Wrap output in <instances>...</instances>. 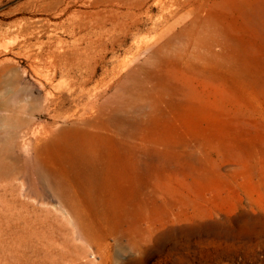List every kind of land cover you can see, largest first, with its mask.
<instances>
[{"label":"rangeland","instance_id":"rangeland-1","mask_svg":"<svg viewBox=\"0 0 264 264\" xmlns=\"http://www.w3.org/2000/svg\"><path fill=\"white\" fill-rule=\"evenodd\" d=\"M56 2L0 0V264H264V0Z\"/></svg>","mask_w":264,"mask_h":264},{"label":"bare ground","instance_id":"bare-ground-1","mask_svg":"<svg viewBox=\"0 0 264 264\" xmlns=\"http://www.w3.org/2000/svg\"><path fill=\"white\" fill-rule=\"evenodd\" d=\"M57 0H48V2H56ZM63 1V0H62ZM75 1V0H74ZM93 1V0H91ZM70 2V1H69ZM243 2V1H241ZM245 2V1H244ZM247 2V1H246ZM245 2V3H246ZM253 2V1H252ZM57 3V2H56ZM86 3V2H85ZM89 3V2H88ZM96 4L97 6L104 5L106 6H110L107 8H103L101 7V10L106 12H110L114 18L116 16V19L114 22L111 23V25H102L100 26V30L98 31V29H92L93 32H89V33H94V37L91 38V43L92 44V48L96 47L98 45H105L106 47H108L109 45H111V48H117V46H122L123 44H125L126 39L129 35H135L139 32L142 31L143 25L144 24V19L142 18V14L147 13L149 16L151 17H155L154 14H151V9L153 6L152 4H148V0H94V2L92 4ZM157 3V1L155 2V4ZM250 3V1H249ZM49 4V3H48ZM68 4V2H67ZM84 4V3H83ZM91 4V3H89ZM117 4L118 6H123V9H118L115 8L113 5ZM244 4V3H243ZM251 4V3H250ZM245 5V4H244ZM248 5V4H247ZM55 8V7H54ZM94 8V7H93ZM99 8V7H98ZM97 8V9H98ZM53 9V8H52ZM55 10V9H54ZM77 10V9H76ZM100 10V9H99ZM96 11V10H95ZM74 13V12H73ZM93 13V12H92ZM91 13V14H92ZM150 13V14H149ZM76 14V13H75ZM80 14V13H79ZM85 14V13H84ZM71 15V14H70ZM73 15V14H72ZM86 15V14H85ZM83 16V15H82ZM98 16V15H97ZM81 17V16H80ZM102 17V14H101ZM147 17V16H146ZM69 18V17H68ZM75 18V17H74ZM84 18V17H83ZM99 18V17H98ZM97 18V19H98ZM103 18V17H102ZM105 18V17H104ZM88 19V18H86ZM72 20V19H71ZM80 20V19H79ZM103 20V19H102ZM100 20V21H102ZM106 20V19H104ZM151 20V19H150ZM163 20V19H162ZM197 22H200L201 24H204L206 26H208V28L210 26H213L214 29H212V34L210 35L213 38V35H218V32L215 30V26L217 25L216 21L214 20V18H212L211 16H207L204 17L203 19H198L196 18ZM93 21V20H92ZM91 21V22H92ZM153 21V19H152ZM103 22V21H102ZM86 24V23H84ZM93 24V23H91ZM90 24V25H91ZM99 24V23H97ZM108 24V23H107ZM94 25V24H93ZM153 28L156 30L157 35H159L163 30H161V15L157 14L155 17V20L153 22ZM73 26V25H72ZM97 26V25H95ZM98 27V26H97ZM99 28V27H98ZM207 28V27H206ZM85 29V28H84ZM87 29V28H86ZM88 30H90L88 28ZM101 32V33H100ZM205 33V32H204ZM210 34V33H209ZM88 34L86 33V36ZM91 36V35H90ZM160 36V35H159ZM88 37V36H87ZM92 37V36H91ZM134 37V36H133ZM143 37V36H142ZM89 38V37H88ZM211 38V39H212ZM143 39V38H142ZM89 40V39H88ZM87 40V42H88ZM83 41V40H82ZM136 41V40H135ZM84 42V41H83ZM142 42V41H141ZM134 43V42H133ZM199 45H204L203 42H199L197 43ZM211 43L205 44L206 47H211L210 45ZM78 45V44H77ZM76 45V46H77ZM82 45V44H80ZM126 45V44H125ZM155 45V44H154ZM141 46V45H140ZM87 47V46H86ZM85 47V49H86ZM102 47V46H101ZM200 47V46H199ZM51 48V47H50ZM98 48V47H97ZM143 48V47H142ZM141 48V49H142ZM225 48V47H224ZM235 48V47H233ZM96 48H94L95 50ZM121 49V48H120ZM54 50V49H53ZM56 50V49H55ZM78 50V49H77ZM97 50V49H96ZM225 50V49H224ZM62 51V50H61ZM83 51V50H82ZM86 51V50H85ZM88 51V50H87ZM92 51V49H91ZM99 51V50H98ZM60 52V51H59ZM96 52V51H95ZM73 53V52H72ZM83 53V52H82ZM92 53V52H91ZM51 54V53H50ZM76 54V53H75ZM89 52L87 53V57L85 59H87L86 61L83 60V58H81L77 64H65L62 67V72L66 73V74H72L73 77H75L77 86L79 91H83L84 90V86L86 84V78L83 77L82 73H83V67H84V63L88 62V58L90 57V55H88ZM63 56V55H62ZM75 58V56H74ZM93 58V56L91 57ZM74 61V60H73ZM236 64V63H234ZM243 65V64H242ZM241 67V66H240ZM58 71V70H56ZM37 72V71H36ZM37 82L39 83L40 87L43 89L45 87L44 82L37 80ZM88 82V81H87ZM53 86V85H52ZM96 92V91H95ZM51 93V92H50ZM53 94V93H52ZM49 96V91L46 90V94H45V101L49 102L48 99ZM51 96V94H50ZM95 96V95H94ZM92 99V98H91ZM94 100V99H93ZM98 100V99H97ZM51 101V100H50ZM91 101V100H90ZM92 104V102H91ZM0 110L1 108L5 109L4 107H2V105H0Z\"/></svg>","mask_w":264,"mask_h":264}]
</instances>
